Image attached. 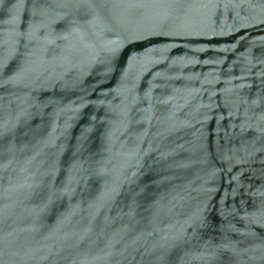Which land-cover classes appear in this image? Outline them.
Returning a JSON list of instances; mask_svg holds the SVG:
<instances>
[{"label":"water","instance_id":"obj_1","mask_svg":"<svg viewBox=\"0 0 264 264\" xmlns=\"http://www.w3.org/2000/svg\"><path fill=\"white\" fill-rule=\"evenodd\" d=\"M0 264H264V0H0Z\"/></svg>","mask_w":264,"mask_h":264}]
</instances>
